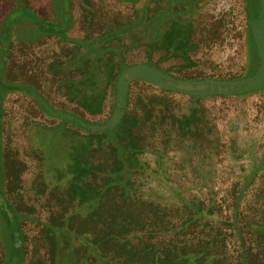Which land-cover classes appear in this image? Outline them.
<instances>
[{
  "label": "rangeland",
  "instance_id": "obj_1",
  "mask_svg": "<svg viewBox=\"0 0 264 264\" xmlns=\"http://www.w3.org/2000/svg\"><path fill=\"white\" fill-rule=\"evenodd\" d=\"M67 1L62 35L28 19L10 29L0 77L7 86L0 93V188L19 212L22 244L14 253L0 216V264H86L78 254L88 236L67 229V214L84 217L96 204L79 189L123 174L147 196L215 201L224 226L237 198L235 211L246 221L264 220V0ZM19 5L48 22L64 18L62 0H0V38ZM168 32L179 37L166 48ZM161 93L178 105L175 116L195 100L204 106L217 145L167 136L169 121L137 104ZM47 106L90 125H115L121 115L138 122L94 132ZM104 160L101 170L91 167ZM121 260L107 254L96 264Z\"/></svg>",
  "mask_w": 264,
  "mask_h": 264
},
{
  "label": "trees",
  "instance_id": "obj_2",
  "mask_svg": "<svg viewBox=\"0 0 264 264\" xmlns=\"http://www.w3.org/2000/svg\"><path fill=\"white\" fill-rule=\"evenodd\" d=\"M62 7L64 18L59 23L41 19L21 5L7 14L0 38V77L5 65L6 46L12 25L28 19L42 32L62 35L70 22L67 0H62ZM168 34L170 32L164 35L162 43L166 48L172 45L174 37H179V33L170 36ZM184 39L186 38L180 35V41ZM150 46V49L149 47L146 49L147 59L154 51V43ZM198 79L201 78L196 80ZM5 88L7 86L2 84L0 79V93ZM194 103L195 105L191 106L189 104L185 113L175 116V113L180 111L179 107L166 93L137 97L139 109H147L153 113L155 120L159 121V118H162L169 121L170 129L166 132L167 136L173 133L180 140H193L196 145L215 147L218 135L209 113L198 101L195 100ZM46 109L74 120L94 132L111 130L118 124L132 128L138 122L136 116L121 115L115 125L108 122L90 125L71 115L54 112L48 106ZM111 156L115 160V156ZM104 162L106 160L97 161L96 165L91 167L101 170V167L104 168ZM122 169L117 167L113 172ZM130 169L132 168L128 171ZM135 172L137 171L133 173ZM124 176L125 174L115 179L105 178L96 185H86L85 190L79 189L78 192L88 193L89 200H95L96 204L84 217L74 214L73 211L67 214V229L81 237L88 236L82 253L78 254L79 257L86 259V264L92 262L96 264L97 259H103L107 254L122 259V264H264V220L246 221V215L235 211L238 198L233 200L232 220L229 225L224 226L218 217L221 213L220 205L215 201L207 204L202 201L185 204L170 200L168 197L154 198L132 187V181H128ZM74 193L76 191L71 188L67 194L72 197ZM69 208L70 206L67 210ZM18 213L0 188V216L7 225L14 253L19 251L22 244ZM57 218L60 219L58 225L62 226L61 219H64V216L60 215ZM46 231L45 229L44 232L47 233ZM49 241V251L52 252L54 243L52 237ZM15 262L10 260L7 264Z\"/></svg>",
  "mask_w": 264,
  "mask_h": 264
}]
</instances>
